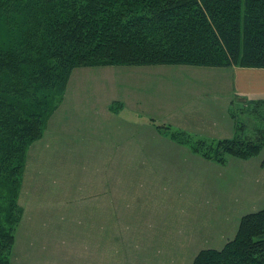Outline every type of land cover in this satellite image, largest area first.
<instances>
[{"label":"rangeland","instance_id":"1","mask_svg":"<svg viewBox=\"0 0 264 264\" xmlns=\"http://www.w3.org/2000/svg\"><path fill=\"white\" fill-rule=\"evenodd\" d=\"M237 75L234 67L188 64L75 67L62 101L45 123L42 137L26 151L18 197L23 212L10 264H190L200 250L198 246L222 244L209 231L203 240L189 243L191 248H134L139 243L130 241V224L155 223L161 211L172 209L179 187L163 181V189L157 185L153 189L151 184L142 188L133 174L139 171L134 167L138 160L158 159L199 162L196 170L188 173L193 176L205 171V160L210 159L194 152L187 143L170 138L169 133L149 119L153 117L155 123L169 125L168 131L183 130L199 137L169 123L178 111L176 107L199 105L198 87L202 85L217 93L226 90L229 84L232 86ZM230 97L231 111L237 112L234 131L240 123L243 134L254 137L255 130L262 126L258 116L262 107L252 112L253 104L247 102L251 98L233 92ZM209 98L212 100L206 104L210 118L223 114L224 106L220 104L226 103L228 96ZM159 104L176 107L168 115L164 108L158 109ZM158 145H161L158 152L142 151L146 147L155 150L151 146ZM263 155L264 149L257 157ZM226 162L215 163L223 166ZM210 168L207 167L204 177H192L188 182L215 196L219 193V182L213 170L219 171V166L213 165L211 173ZM244 176L241 182L246 184ZM234 178L226 176L227 194L234 188ZM234 191V197H242ZM254 191L244 193L238 204L241 211L248 213L264 207V189ZM195 203L193 226L201 220L209 222L208 202ZM234 223L233 216L220 213L213 228H224L223 235L229 238L233 232L226 231ZM205 227L211 230L210 224Z\"/></svg>","mask_w":264,"mask_h":264},{"label":"trees","instance_id":"2","mask_svg":"<svg viewBox=\"0 0 264 264\" xmlns=\"http://www.w3.org/2000/svg\"><path fill=\"white\" fill-rule=\"evenodd\" d=\"M118 64L264 68V0H0V264H10L23 212L26 151L42 137L71 71ZM248 101L252 112L262 107L254 137L240 123L218 139L153 124L214 162L250 159L264 149V98ZM190 264H264V207L242 215L232 239L200 249Z\"/></svg>","mask_w":264,"mask_h":264},{"label":"crops","instance_id":"3","mask_svg":"<svg viewBox=\"0 0 264 264\" xmlns=\"http://www.w3.org/2000/svg\"><path fill=\"white\" fill-rule=\"evenodd\" d=\"M234 68H236V70L238 71V75L235 76L234 81H232L234 83L232 86L231 84H229L226 90H221L217 93H214L212 89H209L208 87L205 88L201 85L200 87H198V89L201 90L204 88V90H202V93L197 89L198 95H200V97H198L197 99L199 100V105H196L195 103V105L184 104L183 107L174 106V108H178V111L177 113L174 112L173 119L169 123L175 125L178 128L197 133L200 136H207L210 138L232 137L234 134V123L230 112L232 106L230 100L231 92L237 95H242L243 98L245 96L251 99L264 98V68ZM188 88L190 89L189 86ZM224 95L228 96L226 103H219L220 105L224 106L222 109L223 114H216L214 118H210L211 115L208 113V107L206 104V102L212 100L209 97L217 96L220 99L224 98ZM202 102L204 103L202 104ZM163 108L165 109V114L168 115L170 114V110L174 109L171 107H163L161 104H159L158 109L163 110ZM150 120L155 122V119L153 117H150L149 121ZM151 147L155 150H149V147H146V149H143L142 151L144 153L151 151L158 152L161 149V145ZM179 147L180 146H177L176 148L178 149ZM193 157L198 159V157L195 155H193ZM262 157L256 156L250 159H237L234 157H230L228 158L226 164L223 166L216 164L214 161L205 160L207 167H211L209 173H211V170L214 169L213 165L219 166V171L217 169L213 170V176L218 178L219 182L217 189L219 190V193L216 192L217 194L215 193V196L212 195L211 192L208 195L203 192V189L192 187L189 185L188 181L192 177L205 176L207 167L205 171L200 172L201 175L197 174L193 176V174H188L189 171L193 173L196 170L195 166H198L200 164L199 162H195L194 164H192L191 162L183 160H138V162L135 163L134 167L136 169H139V171L134 172L133 175L138 178V180L140 181V185H142V188L149 186L150 184L153 189L155 185L160 188L163 183L165 184V182L166 184L170 185L175 183L174 185L178 186L179 188L177 194L173 197L172 209L168 212L161 211V213L156 218L155 223L130 224V241L136 242V244L139 243L138 245H134V248L135 246H137V248L148 249L152 248V246L153 249L171 247L174 250L191 248L192 245L189 243L195 242L199 239L203 240L207 236V233H209V231L213 235H215L216 239L214 240H220L222 244H207L198 247L200 249L222 248L224 244L233 237L228 238L224 236V228H220L218 230L213 228L214 220L215 218H217V216L220 215V213L224 214L226 217L233 216L235 223L230 229L228 228V231L226 232L232 231L233 236L235 235L234 232H236L237 230L239 218L241 215L246 213L243 210H240L241 207H238V204H241V200L245 195L244 193L253 192L254 194V190L256 189H264V167L261 165ZM188 169H193V171ZM232 175L235 177L233 180L235 182V185L233 190L231 189L232 191L227 194L225 191L228 182L226 176L231 177ZM244 175L246 176V184L241 182V180L244 181ZM222 177H224L225 179H220ZM160 189H163V187H161ZM234 190H237V193L241 194L242 197H234ZM195 201L205 203L208 202L209 209L206 213L208 214L209 222H207L206 220V222H204V220H201L199 225L196 224V226H193L195 225V223L191 220V217L195 215L192 213V208H194L196 205ZM248 202L252 203L251 200H249ZM165 217H168L169 219L165 221ZM209 224L211 230H208L205 227V225ZM191 261L189 262L191 263Z\"/></svg>","mask_w":264,"mask_h":264}]
</instances>
